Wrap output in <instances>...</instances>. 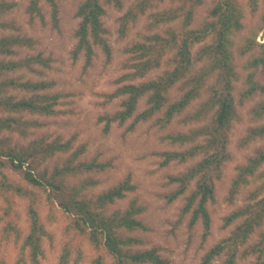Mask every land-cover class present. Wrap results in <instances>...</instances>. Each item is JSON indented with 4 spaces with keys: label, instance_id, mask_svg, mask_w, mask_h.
<instances>
[{
    "label": "trees",
    "instance_id": "trees-1",
    "mask_svg": "<svg viewBox=\"0 0 264 264\" xmlns=\"http://www.w3.org/2000/svg\"><path fill=\"white\" fill-rule=\"evenodd\" d=\"M45 2L51 11V19L57 21L58 9L54 0H29L27 12L40 15L39 3ZM176 1V0H175ZM206 0H178V4L165 10L152 13V24H171L180 22L179 30L167 29L163 35L153 34L144 37L143 42L134 43L126 49L132 55L134 63L130 64V73L122 75L118 82L133 81L143 78L148 72L160 67L161 58L170 54L168 63L171 69L163 71L153 79L139 84H122L109 95L110 98L124 97L120 110L111 116L103 117L104 130L111 123L123 124L133 118L129 125L131 130L135 124L146 122L161 113L156 120L161 128L169 125L176 115L181 114L195 99L206 95L201 100L199 108L184 117V122L195 121L200 125L184 133L168 134L164 138L180 150L163 151L161 165L171 162L185 163L199 157L188 169L178 176L169 177V184L176 187L168 195V202H173L188 191L194 181L193 189L185 197L182 207L183 214H189V225L198 221L202 226V239L209 235L210 215L206 204L213 199L214 180L219 176V169L228 160L226 145L229 132L234 122L240 121L237 105L244 106L247 101L256 99L248 111L254 126L246 130L240 141V146H246L253 141H264V0H212L208 10V20L199 27L190 29L196 11ZM163 0H135L122 16L120 33L124 34L127 25L135 22L140 15L157 8ZM103 3L121 7L120 0H83L77 7L76 17L79 18L74 36L76 44L72 55L77 58L83 54L85 66L90 65L93 56V45H98L109 56L110 50L101 37L103 33L101 18L104 15ZM4 5V3H2ZM2 5V6H3ZM6 10L2 9L1 11ZM250 16L247 25L246 17ZM241 43L235 45V38L242 35ZM29 40L18 36L0 37V56H14V47L27 44ZM201 47L195 51V46ZM239 59H243L242 88L235 95V84L241 76L236 70L234 48ZM45 66L46 61L38 54L20 61H0V132L13 131L28 126L30 122L17 117L20 114L49 117L55 114L54 106L57 95L40 93L49 84L43 81H20V77H8L14 71L28 70L35 72L34 66ZM207 82H210L207 85ZM182 89L180 97L167 102V94L176 85ZM11 89L23 91L25 95L17 98L9 94ZM142 102L144 109L136 114L138 104ZM213 114L208 118V114ZM15 114L16 116H11ZM203 122V123H202ZM35 124V123H32ZM16 127V128H15ZM0 140V167L7 165L33 188L42 187L47 190L48 201L56 199L57 204L68 217L67 231L72 233L71 239L64 245V252L58 264H67L71 255V242L80 244L89 241L94 254L90 264H105L110 258L111 264H170L157 253V249L132 250L139 244L136 238L127 237L124 233L145 230L137 218L141 208L131 202L122 211L103 214L108 205L125 198L126 193L134 187L125 180L101 192L95 199L81 197L83 187L92 186L95 181L85 180L80 186L67 187L63 184L64 177L76 176L90 172H102L106 164L78 162L83 149H77L62 162L61 168L55 166L52 174L46 171L38 172L39 164L56 155H62L70 150L69 142L34 141L26 148L4 149ZM5 157V161H1ZM37 172V173H36ZM251 179L262 180L247 196V203L224 217V225L229 226L237 220H242L228 236L211 246L202 256L199 264H211L223 256L222 264H235L254 256L251 264H264V231H261L255 243L248 245V240L254 231L264 224V145L244 165L238 168L232 181L231 195ZM33 188L26 185H14L4 175L0 178V238L8 241L9 236L16 232L13 222L17 218L13 210L12 197L18 194L26 201V219L28 233L22 239L19 248V261L23 264H39L42 255V237L44 227L38 214L39 196ZM51 198V199H50ZM28 259V261L25 259Z\"/></svg>",
    "mask_w": 264,
    "mask_h": 264
},
{
    "label": "rangeland",
    "instance_id": "rangeland-1",
    "mask_svg": "<svg viewBox=\"0 0 264 264\" xmlns=\"http://www.w3.org/2000/svg\"><path fill=\"white\" fill-rule=\"evenodd\" d=\"M57 9V21L51 19L49 6L41 1L38 5L40 15L29 14L27 5L29 0H0V37L13 35L29 40V46L23 44L14 47L15 55L2 57L0 61H20L30 56L40 55L45 61V66L35 65V72L28 70L14 71L7 74L8 77H20V81L31 82L43 81L50 87L40 93L57 95L54 106L55 114L49 117L20 114L19 119L28 121L26 126L13 131H1L0 140L4 149L20 150L26 148L34 141L52 142L59 140L69 142L70 150L62 155H56L39 164L36 171H46L52 174V170L58 165H63L67 157L82 148L83 152L72 165L78 162L95 161L106 164L102 172H90L79 174L74 177L67 176L63 184L67 187L80 184L85 180L95 181L92 186L83 187L81 197L95 199L98 194L125 180L134 187V190L126 193L125 198L117 200L104 209L103 214L109 215L114 211H122L131 202L141 208L137 217L145 227V230H136L124 233L127 237L136 238L139 244L132 247V250H144L155 248L157 253L170 264H199L205 252L241 223L237 220L229 226L224 225V217L237 208L247 203L248 194L260 183V180L251 179L248 184L243 185L231 195L232 181L236 177L238 168L244 165L249 157L262 148L264 141H253L246 146H240V141L246 130L254 126L250 120L248 111L256 102V99L247 101L244 106L237 105V112L240 121L234 122L229 132L226 145L228 160L219 169V177L214 180L213 199L206 204L210 215L209 235L202 239V226L198 221L193 226L189 225V214L182 213L185 197L193 189L194 181L188 187V191L173 202H168L166 195L173 191L175 184H169V177L178 176L185 172L199 157L185 163L171 162L168 165H161L163 151L180 150L183 147L173 145L164 137L168 134L184 133L200 125L199 122H184L187 115L195 112L201 103L206 99L205 94L195 99L179 115H176L172 122L161 128L157 119L161 113L156 114L146 122H139L129 130L133 118L123 124L111 123L107 131L104 130L105 121L103 117L111 116L120 110V104L124 97L110 98L116 88L122 84H139L160 75L163 71L171 69L168 63L170 54L161 58L160 67L148 72L143 78L133 81L118 82V79L130 73V64L134 63L132 55L126 53V49L134 43L144 41L145 36L153 34L163 35L167 29L179 30L180 22L171 24H152V13L174 7L178 0H163L154 9L148 10L140 15L135 22L127 25L124 34L119 29L121 20L127 8L135 0H120L121 7L113 4L103 3L104 15L101 18L103 33L101 37L109 46L110 54L107 56L98 45H93V56L91 63L85 66L83 54L77 58L72 55L76 44L74 36L79 18L76 17L78 5L83 0H54ZM212 0L205 3L196 11L190 29L199 27L208 20V10ZM4 3V5L2 4ZM3 5V6H2ZM2 9H6L1 11ZM250 16L247 15L248 25ZM242 35L235 38V45L241 43ZM201 45L195 46V51ZM234 48L236 70L241 76L235 84L234 95L241 90L244 73L242 71L243 59H239ZM1 82V79H0ZM210 82H207V85ZM9 94L17 98L25 95L23 91L11 89ZM182 94V89L177 84L167 94V102L177 100ZM142 102L138 104L136 114L144 109ZM213 111L208 114V118ZM6 114L0 112V116ZM11 116H16L11 114ZM35 123V124H32ZM203 123V122H202ZM2 157L1 161H5ZM37 173V172H36ZM4 175L14 185H26L33 188L21 178L9 166L0 167V178ZM39 196L38 214L44 227L45 235L42 237V255L39 257V264H58L64 252V245L71 239L72 233L67 231L68 217L57 204L56 199L48 201V194L52 193L51 188L47 190L42 187L33 188ZM264 196V194H263ZM51 199V198H50ZM13 210L17 214L13 222L16 232L9 236L8 241L3 242L0 238V264H23L19 261V248L22 239L28 233V223L25 209L24 197L14 194L12 197ZM1 213V201H0ZM1 230V224H0ZM264 231L262 227L251 234L248 245L256 242L258 235ZM1 234V233H0ZM72 252L67 264H90L94 250L89 241L70 243ZM28 261V259L25 257ZM254 256L245 260H238L235 264H251ZM223 256L215 259L211 264H222ZM26 264V263H25ZM105 264H111L109 257Z\"/></svg>",
    "mask_w": 264,
    "mask_h": 264
}]
</instances>
